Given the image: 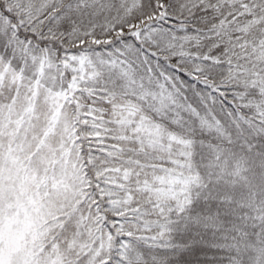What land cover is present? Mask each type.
<instances>
[{
	"label": "snow or ice",
	"instance_id": "1",
	"mask_svg": "<svg viewBox=\"0 0 264 264\" xmlns=\"http://www.w3.org/2000/svg\"><path fill=\"white\" fill-rule=\"evenodd\" d=\"M0 264H264V0H0Z\"/></svg>",
	"mask_w": 264,
	"mask_h": 264
}]
</instances>
